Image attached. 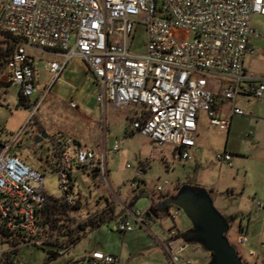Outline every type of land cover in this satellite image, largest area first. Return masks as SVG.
<instances>
[{"label":"built area","instance_id":"1","mask_svg":"<svg viewBox=\"0 0 264 264\" xmlns=\"http://www.w3.org/2000/svg\"><path fill=\"white\" fill-rule=\"evenodd\" d=\"M253 15L264 17V0H4L0 32L13 38L15 47L5 63L3 79L17 88L20 101L29 108L24 126L32 122L37 129L36 116L50 85L77 56L97 82L95 98L103 117L108 111L137 108L130 130L147 137L156 150L169 145L173 158L187 160L188 149L195 144L199 112L206 114L210 127L220 132L229 129L230 119L216 116L213 88L229 102L241 93L262 96L261 84L247 91L240 85L258 79L244 68L245 58L254 54L252 41L260 38L251 24ZM139 26L144 29L143 51L134 53L128 44ZM172 30L192 36L177 38ZM26 46L61 57L59 62L42 65L52 80L33 101L38 89L34 60L26 53ZM69 106L76 107L72 102ZM232 115L243 116L245 112L233 108ZM22 132L23 127L7 143L0 141V240L11 246L0 253V264H14L9 258L21 244L56 240V236L47 239L43 233L47 226L40 224L49 197L43 186L44 175L10 153ZM43 140L47 142L45 161L58 177L62 203L75 205L69 192L74 190L72 178L79 172H96L108 182L105 159L97 157L94 150L84 148L67 153L70 140L59 131L47 133ZM120 145L115 140L111 150L118 151ZM215 158L230 166L229 153H217ZM142 173L138 169L136 176ZM137 180L138 177L129 187L134 188ZM167 184L164 181L157 185L156 192L161 194ZM164 199L151 194L149 205ZM255 208L264 209V201L256 202ZM180 212L179 208L169 206L166 215L176 220ZM133 216L137 225L151 227L152 218H146L145 212H135ZM66 223L65 231L75 236L77 224ZM110 229L128 233L133 226L117 220ZM183 234L182 230H170L169 237L161 241L171 264H192L190 259L178 257L188 246L186 241L177 245ZM236 244L244 245L245 237L238 236ZM115 261L112 255L93 252L88 264Z\"/></svg>","mask_w":264,"mask_h":264},{"label":"rangeland","instance_id":"2","mask_svg":"<svg viewBox=\"0 0 264 264\" xmlns=\"http://www.w3.org/2000/svg\"><path fill=\"white\" fill-rule=\"evenodd\" d=\"M3 2L4 0H0V8ZM251 23L264 37V19L253 16ZM172 35L177 38L192 36L180 30H172ZM143 38L144 29L139 26L133 39H129V49L134 53L142 52ZM6 39L7 36L0 33V42ZM253 46L254 55L245 58L244 68L246 72L256 73L263 78L264 86V40ZM27 51L36 59L39 68L38 92L31 98L33 101L51 83L49 75L42 70V63L49 58L31 47H27ZM212 80L213 77H209V83ZM97 88V82L86 72L85 62L77 56L72 57L67 68L50 85L42 100L36 116L38 123L41 122L47 133H52L58 126L66 127L70 134H81L90 141L95 139V133L101 137V131L95 128L94 123L90 121L87 124L83 117L84 115L89 120L98 122L103 117L95 98ZM236 101L237 106L245 111V115L240 117L241 122L236 131L229 133L228 138L226 134L208 128L207 117L202 112L198 113L202 119L198 124L199 135L196 136L199 145L188 150L187 160L173 158V148L169 145L156 150L147 137L136 131L125 135L126 122L114 113H107L109 132L100 158L105 159L108 182L80 172L76 176L74 190L69 192L71 199L79 205L68 209L61 217L70 223H82L87 219L95 199L114 191L119 192V199L125 204L130 196L135 199L126 214L133 231H111V226L119 219L116 218L102 223L98 228H87L86 234L68 250L65 249L66 237L62 234L59 242L63 245L57 249L60 255L48 264H86L84 258L94 249L115 255L117 264H171L163 251L161 241L169 237L170 230H188L191 227L185 214L181 211L176 220H171L168 215L159 213L160 217L152 221L150 228L137 225L132 214L145 212L148 208L149 199L145 195L162 197L177 192L184 186L208 192L215 209L228 221L227 241L235 248L243 264H264V210L255 209L256 201L264 200V95L262 98L239 96ZM69 102L76 107L71 108ZM28 116L29 108L20 101L17 88L7 85L0 74V141L7 143L23 127V132L11 146L10 153L16 154L33 170L43 174L45 193L61 200L58 177L51 172L45 161L47 142L43 140L39 144L34 143V138L40 132L32 122L24 126ZM251 132L253 136L248 138L246 135ZM116 139L121 143L120 149L112 151L110 148ZM225 141L231 143L226 151L231 153L232 167L215 158L217 153L223 152ZM127 165L129 166L126 167ZM138 169L143 170L141 176H136ZM136 177L143 180V186L139 190L129 187ZM164 181L168 184L159 194L156 187ZM140 190L144 196H139ZM241 218L243 223L249 218L248 229L244 233L245 245L236 244L237 237L242 235L238 232ZM182 241L183 238L179 237L177 245L182 244ZM187 244L188 248L178 255L179 258L186 257L192 264H208L209 252L192 241H187ZM10 249L9 244L0 240V253ZM53 249L47 242L21 244L11 254L10 259L14 264H41L46 252Z\"/></svg>","mask_w":264,"mask_h":264},{"label":"crops","instance_id":"3","mask_svg":"<svg viewBox=\"0 0 264 264\" xmlns=\"http://www.w3.org/2000/svg\"><path fill=\"white\" fill-rule=\"evenodd\" d=\"M253 16H258V17H261L264 19V17L262 16H259V15H253ZM252 20V19H251ZM252 24V23H251ZM258 33L260 34V38L258 39H254L252 41V47L254 49V46L253 44H257V43H260L264 40V37L263 35L260 33V31L254 27ZM1 33V32H0ZM3 34V33H1ZM3 35H6V34H3ZM5 38V37H4ZM27 47L30 48L29 46H26L25 47V51L26 53L31 57L33 58L34 60V77H35V82H36V86H37V73L39 71V68H38V65H37V62H36V59L30 55L27 51ZM31 48H34V47H31ZM34 50H36L37 52L41 53V54H45L47 55V57L49 59H46L42 65L45 63V62H59L61 60V57L59 54L55 53V52H51V51H43V50H40V49H37V48H34ZM254 55V54H253ZM252 56V55H251ZM68 66V64H67ZM67 66L64 68V70L67 68ZM85 68H86V65H85ZM64 70L61 72V74L64 72ZM86 72L89 74V77H91L93 80V76L91 75V73L87 70L86 68ZM248 73H251V74H254L258 77L257 80H254V81H245V82H242L240 85L241 87L247 91L249 90L251 87H255L259 84H261L263 86V78H260V76L256 73H252V72H248ZM60 74V76H61ZM2 75V78H3V71L1 73ZM49 75V79L52 80V77L50 74ZM60 78V77H59ZM7 84V83H6ZM9 85V84H7ZM48 87V86H47ZM264 87V86H263ZM38 89V87H37ZM213 90V93H214V109H215V113H216V116L221 118V119H230V125H229V129L227 132H220L218 130H216L215 128H212L209 126L208 124V118H206V125L208 128H212L214 130H216L217 132L219 133H224L227 135H229V133H232V132H235L239 123L241 122V118L240 117H243V116H236V115H231V110L233 108H239L237 106V98L239 96H243V97H247L248 96H252L248 93H241L239 94L233 101L229 102V101H224L219 93L217 92L216 89H212ZM264 95V89H263V93H262V96L260 98H262ZM254 97V96H253ZM256 98V97H255ZM98 105V104H97ZM99 107V105H98ZM89 109V108H88ZM100 109V108H99ZM241 109V108H239ZM89 110H92V109H89ZM243 110V109H241ZM244 111V110H243ZM245 112V111H244ZM79 113H83L81 111H79ZM107 113H114V115L118 116L120 119H123L126 123H125V129H124V133L125 135H128L130 134V132H134V131H131L130 130V125H131V122L132 120L135 119V116L138 114V109L137 108H134V107H128V108H123V109H120L118 111H108ZM107 113L104 115L103 117V124H101L102 122V119L100 122H98L97 120H94V119H91L89 120L88 117H84V121L89 124V123H94L93 125L95 126V128L97 127L98 130L101 131V137H99L98 135H96L97 133H95V139L90 141V140H87L86 138L82 137V135L80 134H73V133H68V130L66 129V127L64 128H60V127H55V129H53L54 131L52 132H55V131H59L60 133H62V137L65 138V139H68L70 140V145L69 147L67 148V153L69 154H74L77 150L79 149H84V148H87V149H92L94 150L95 154L97 157H99L101 154H102V151L105 150V138L107 136V132L108 129H107V123H108V120H107ZM205 114V113H204ZM206 116V114H205ZM207 117V116H206ZM91 121V122H90ZM202 121L201 119V116L198 114L197 116V127H196V136L199 135L198 134V124ZM38 127H37V131L38 132H46L43 128V126L41 125V122L38 123ZM127 126V127H126ZM96 132V130H95ZM47 134V132H46ZM247 136V135H246ZM251 136H253L252 132H251V135L247 136L248 138H250ZM228 138V136L226 137ZM117 140V139H116ZM115 141V140H114ZM118 141V140H117ZM120 142V141H119ZM230 142H226L224 143V150L225 152L226 151V148L229 147L230 148ZM199 144H197V140H196V137H195V144L194 146L190 147L188 150L190 149H193L195 146H197ZM112 147V146H111ZM111 149V148H110ZM231 151H233V149H230ZM235 151V149H234ZM229 153V152H227ZM230 156H231V153H229ZM225 163L227 166L228 164L226 162H223ZM228 167H232V156H231V159H230V166ZM80 173V172H79ZM79 173H77L75 176H73L72 178V184H73V187H75V179H76V176L79 175ZM90 175H92L94 178H99V179H102L99 174H97L96 172L94 173H89ZM143 186V180L142 179H138L135 183V187L137 188V190H139L140 187ZM134 187V188H135ZM228 190V189H227ZM211 191V189H210ZM230 194H233L232 193V190H229ZM176 192L174 193H170L168 195H164L162 197L164 198H168L170 196H173ZM119 192H112L111 194H105V195H101L99 197H97L95 199V202L94 204L92 205V208H90L89 212H88V216H87V219L82 222V223H78V225H82V227L78 228L77 229V234L76 235H79V238L77 240H79L81 237H83L85 234H86V230L87 228H90V229H93V228H98L102 223L104 222H109L110 220H114L116 218H119L117 220H123V221H126L129 223V221L126 219V214L129 213V208L131 206H133V204L135 203V199L133 196H130L128 198V200L126 201V204L123 203L120 199H119ZM139 196H144L143 192L140 190L139 192ZM138 196V197H139ZM148 199H149V195H145ZM161 197V198H162ZM264 201V200H262ZM257 202V201H256ZM120 203V205H119ZM256 204V203H255ZM85 206H87V203L84 204ZM151 205L148 206V208L145 210V212L149 209ZM256 209V208H255ZM257 210V209H256ZM261 210H264V209H261ZM128 211V212H127ZM134 214V213H133ZM132 214V215H133ZM160 214H158V217H159ZM134 217V216H133ZM157 217V218H158ZM124 218V219H123ZM235 219V217H232ZM243 218V217H242ZM242 218L239 220V223H238V232L239 234H242L244 236V233H246L247 229H248V223H249V218L246 219V223H243L242 222ZM156 219V218H155ZM153 221V220H152ZM92 224L95 225V227H92ZM96 224H100L98 226H96ZM130 224V223H129ZM152 226V224H151ZM179 230V229H178ZM183 232H185L186 230H183L181 229ZM133 231V230H132ZM180 238H183L182 236H180ZM183 241H186L184 238H183ZM187 242V241H186ZM74 245V244H73ZM245 245V244H244ZM72 248V247H71ZM70 248V249H71ZM188 248V246H187ZM186 248V249H187ZM185 249V250H186ZM164 251V249H163ZM249 251H252L251 249ZM93 252H101V253H104L98 249H94L92 250L90 253H88V255L84 258L86 264H88V261L90 259V255L93 253ZM165 252V251H164ZM253 252V251H252ZM105 254V253H104ZM166 254V253H165ZM108 255H112V254H108ZM167 255V254H166ZM115 257L116 261L114 262V264H117L118 263V259L115 255H112Z\"/></svg>","mask_w":264,"mask_h":264},{"label":"water","instance_id":"4","mask_svg":"<svg viewBox=\"0 0 264 264\" xmlns=\"http://www.w3.org/2000/svg\"><path fill=\"white\" fill-rule=\"evenodd\" d=\"M46 135V132H41L34 138V143H40ZM169 206L179 208L190 221L191 227L184 235L210 253L208 264H243L235 248L227 241L228 222L215 209L206 190L181 187L173 196L148 209L145 217L157 218Z\"/></svg>","mask_w":264,"mask_h":264},{"label":"trees","instance_id":"5","mask_svg":"<svg viewBox=\"0 0 264 264\" xmlns=\"http://www.w3.org/2000/svg\"><path fill=\"white\" fill-rule=\"evenodd\" d=\"M7 39L0 42V74L2 73L5 63L8 60L10 54L12 53L14 47H15V41L13 38H11L9 35H6ZM79 204L76 201L74 206H67L66 204L62 203L56 198L48 197L46 200V203L44 205V208L42 209L41 213V226H47L46 230L43 231L44 236L49 237L56 236V240L49 242L48 244L52 245L54 247L53 250H48L46 252V256L44 261L41 264H48L50 261L56 259L60 254L58 252V248L62 247L63 243L59 242V236L64 235L66 237V244L65 249H70L73 244L77 241L79 238V235H73L71 233H68L65 231V229L68 228L67 225V219H62L61 215H64L68 209L72 207H77ZM153 205L149 207L151 209ZM168 209V208H167ZM166 210L162 211V214L166 215ZM160 217V216H159ZM152 218V217H151ZM155 218H152L154 220ZM59 221H62L59 223ZM69 222V221H68ZM228 222V221H227ZM100 224H96L98 226ZM82 227V225H78V228ZM92 227H95L94 224H92ZM3 234V232H0ZM182 237L186 241H191L190 239L186 238L183 234ZM210 254V253H209ZM10 259V258H9Z\"/></svg>","mask_w":264,"mask_h":264}]
</instances>
